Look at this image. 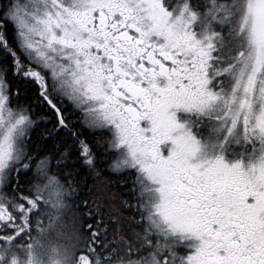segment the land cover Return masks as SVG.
<instances>
[{
    "label": "snow or ice",
    "instance_id": "obj_1",
    "mask_svg": "<svg viewBox=\"0 0 264 264\" xmlns=\"http://www.w3.org/2000/svg\"><path fill=\"white\" fill-rule=\"evenodd\" d=\"M0 264H264V0H0Z\"/></svg>",
    "mask_w": 264,
    "mask_h": 264
}]
</instances>
